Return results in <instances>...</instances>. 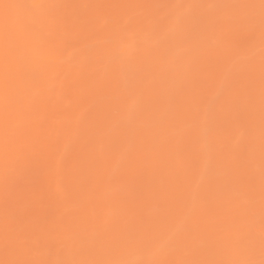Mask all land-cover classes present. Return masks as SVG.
<instances>
[{"label": "rangeland", "instance_id": "374dc122", "mask_svg": "<svg viewBox=\"0 0 264 264\" xmlns=\"http://www.w3.org/2000/svg\"><path fill=\"white\" fill-rule=\"evenodd\" d=\"M71 1L50 45L72 69L2 174L0 264H261V0Z\"/></svg>", "mask_w": 264, "mask_h": 264}, {"label": "bare ground", "instance_id": "6f19581e", "mask_svg": "<svg viewBox=\"0 0 264 264\" xmlns=\"http://www.w3.org/2000/svg\"><path fill=\"white\" fill-rule=\"evenodd\" d=\"M60 1H62V0H0V188H1V185L4 184L3 179H5L2 176L7 175L8 172H10L12 169L17 167V165L15 163H17V162L19 163L20 161H22L24 159V157L27 155V152L30 153L29 155H31L32 154L31 152H33V151L29 152L30 147H32V145L34 146V144H33L34 142L32 141L33 140L32 136H29L31 134V132L29 131V133H28V129L30 130V128H31V130H33V132H34V129H36L35 126L32 124V119H35V111L42 101L41 94L43 93V91L41 88L45 85V83L48 82L47 80L50 77H52V76H50V74H52L54 76V74L60 73V72H58V70L60 69L61 64H62L61 67L64 69H69V70L72 69L69 67L68 62L72 63L70 60L73 57L71 58V56H75L77 54V49L79 50V47H77V48L72 47V49H70V50L68 49L69 50L68 52H70L72 50L73 51L70 52V55H71L70 57L66 56V57H68L67 58L68 60L70 58L69 61L65 60V61H67V63H66L67 65L63 63L64 61H61V63H60L57 60L58 61V63H57V61H56L57 57H56V59H54L55 56L57 55V53L54 52V50H55L54 45L52 47L50 44L52 41L54 42L57 39L55 37L57 34L55 35L54 31L56 32L57 29L58 30L60 29V27L56 29V27L59 26V24H60V22H59L60 20H58V19L62 16L61 15L62 12H65L67 10L66 9L65 11L64 10L62 11V9H65L66 3L68 2V0L67 1L63 0L62 3ZM69 1H71V0H69ZM83 1L85 3V0H83ZM83 1H82V3H83ZM38 3L47 4V5H49V7L46 9H35V8L29 7L30 5L38 4ZM71 3H72V1H71ZM82 3L80 4V6L82 5ZM95 3H96V1H95ZM64 4H65V6H64ZM68 4L70 5V3H68ZM90 4H91V2H90ZM100 4H101V2H100ZM8 5H12V7H6ZM69 5H68V7H70ZM71 6H72V4H71ZM84 6H85V4L82 5L81 9H78V10H83L84 8L86 9V7H84ZM89 7H92V6L89 5ZM72 11H73V9H72ZM91 13H93V12H91ZM67 15H69V14H67ZM83 15H85V14H83ZM100 16H101V14H100ZM63 17H64V15H63ZM92 19H91V21H93ZM72 21H74V20H72ZM96 21H99V19ZM61 22H63V21L61 20ZM71 23L72 22L70 21V24ZM63 24L65 25V23H62V25ZM68 24H69V22H68ZM79 24H80V26L83 25V27H84L85 24H87V23L85 22V24H84L82 22V24H81V22H79ZM88 24H89V22H88ZM73 26H71V27H73ZM88 27H89V25H88ZM93 27L94 26H92V28ZM61 28H62V26H61ZM74 28H76L75 30L79 29V28H77V26ZM74 28H73V30H74ZM99 28H101V27H99ZM68 30L69 29L67 28V30H65V33ZM79 31L80 30H78V32ZM59 32H60V30H59ZM81 32L83 33V31H81ZM75 33L72 32V36L77 39V37L75 36ZM60 34H62V33H60ZM53 35H55V36H53ZM77 35L79 36V34H77ZM89 35H91V34H89ZM52 36H53V40L51 39ZM58 36L60 37L61 35H58ZM70 36L68 37V35H67L68 38H70ZM54 37L56 39H54ZM63 38H65V36ZM61 40H62V38H61ZM69 40H71V39H69ZM72 40H73V38H72ZM77 40H79V39H77ZM82 40H83V37H82ZM62 41L66 43V41H64V40H62ZM53 42H52V44L55 43V46H56V42H54V43ZM75 42H77V41H75ZM60 44H57V46H60V48H56L57 51H59L60 49H63V47ZM62 45H64V43ZM53 48H54V50H53ZM74 49H75V55H73ZM80 49H81V47H80ZM51 51H53L56 55L54 53H51ZM68 52H66V50H65L63 53L64 54L66 53L65 55H67V54H69ZM58 53L62 54V51L58 52ZM50 54L54 55L52 60H54L53 62L56 61L55 63L59 66V67H56L57 65H55L57 70H55L54 65L53 66L51 65L52 63L50 64L51 65V67H50V65H49L50 62L47 61V59L51 57ZM60 54H58L57 56H59ZM65 55H63V57H65ZM60 57L61 56H59L58 58L61 60H64L66 58L65 57L63 59V57L62 58H60ZM74 58L76 59L77 57H74ZM63 64L65 67L66 66L67 67L65 68L63 66ZM70 66H71V64H70ZM76 70H78V69H76ZM61 72H62V70H61ZM47 77H48V79H47ZM38 88H40V89H38ZM39 90H40V92H39ZM27 134H28V137H27ZM34 148H36V147H34ZM18 149H20L19 152L21 154L18 152ZM14 151H15V153H13ZM16 153H17V155H16ZM11 155L14 156L13 157L14 159L11 157ZM27 157L24 159V162L27 160ZM15 158L17 159V161ZM10 160L12 161V163ZM8 164L10 165V167L8 166ZM7 169H8V172L7 171L5 172V170H7ZM1 190H2V188H1ZM0 227H2V226H0ZM3 234L4 233H1V231H0V239H1L0 242L3 241ZM5 238L10 239L9 237H5ZM5 238H4V240H6ZM8 242H9V240H8ZM7 255L8 254L6 253L4 259L9 258L10 254L8 255V257H6ZM12 256H13V254H12ZM11 258H13V257L10 256L9 260ZM9 262L11 263V261H9ZM16 262L18 264L17 258H16ZM5 263L7 264L6 260H5Z\"/></svg>", "mask_w": 264, "mask_h": 264}, {"label": "snow or ice", "instance_id": "6c2138e0", "mask_svg": "<svg viewBox=\"0 0 264 264\" xmlns=\"http://www.w3.org/2000/svg\"><path fill=\"white\" fill-rule=\"evenodd\" d=\"M6 7H12V5H8ZM29 7L35 8V9H46L49 7V5L38 3V4L30 5ZM261 7H262V10H264V0H261ZM246 264H251V262H246ZM261 264H264V261H262Z\"/></svg>", "mask_w": 264, "mask_h": 264}]
</instances>
